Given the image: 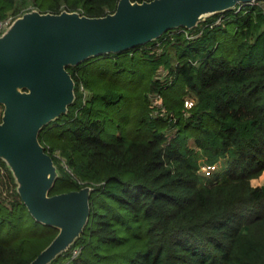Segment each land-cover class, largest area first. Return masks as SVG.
I'll list each match as a JSON object with an SVG mask.
<instances>
[{
	"label": "trees",
	"instance_id": "1",
	"mask_svg": "<svg viewBox=\"0 0 264 264\" xmlns=\"http://www.w3.org/2000/svg\"><path fill=\"white\" fill-rule=\"evenodd\" d=\"M27 2L0 0V20ZM117 2L32 0L89 16ZM66 67L75 99L38 137L58 170L50 194L89 185L91 211L48 264H264V185L251 184L264 171L259 1ZM16 186L0 158V264H29L58 233Z\"/></svg>",
	"mask_w": 264,
	"mask_h": 264
},
{
	"label": "water",
	"instance_id": "2",
	"mask_svg": "<svg viewBox=\"0 0 264 264\" xmlns=\"http://www.w3.org/2000/svg\"><path fill=\"white\" fill-rule=\"evenodd\" d=\"M251 0H118L113 12L89 16L33 8L0 34V158L31 215L58 233L29 264H48L84 229L92 187L50 194L58 176L39 140L75 99L67 65L147 43L177 27L193 28L212 14Z\"/></svg>",
	"mask_w": 264,
	"mask_h": 264
},
{
	"label": "rangeland",
	"instance_id": "3",
	"mask_svg": "<svg viewBox=\"0 0 264 264\" xmlns=\"http://www.w3.org/2000/svg\"><path fill=\"white\" fill-rule=\"evenodd\" d=\"M257 1H259L260 4L262 5V7L264 8V0H257ZM237 5L238 6L239 5L241 6V5H244V4L239 3ZM27 7H28V9L26 11H29V10H31L33 8H36L33 5L32 0H28L26 6H24V8H27ZM237 10H238V8H237ZM26 11H24V12H26ZM7 19L13 21L14 18L13 17H8ZM158 51H161L160 50V47L158 48ZM186 98L188 99V105H190L193 99H190L189 97H186ZM155 102H157L158 104H160L162 101H161V99L158 98V101H155ZM3 109H4V106L2 104H0V121H1V116H2V113H3ZM222 167H223V163L219 162L216 165H214L213 169H215V170L216 169H219L220 170V169H222ZM251 184L252 185H264V171L258 177L252 178L251 179ZM2 189H3V193H5V194H8L9 193L8 190H7V188L5 186Z\"/></svg>",
	"mask_w": 264,
	"mask_h": 264
},
{
	"label": "built area",
	"instance_id": "4",
	"mask_svg": "<svg viewBox=\"0 0 264 264\" xmlns=\"http://www.w3.org/2000/svg\"><path fill=\"white\" fill-rule=\"evenodd\" d=\"M257 0H251L249 2H242L241 4H247V3H254ZM12 20L4 19L0 20V34H2L6 28L11 24ZM155 101H158V98L155 99ZM158 106L162 105V102L158 104L155 102ZM186 104L188 105V100H186ZM213 166H208V165H202L200 171L204 172L205 174H210V172L213 170Z\"/></svg>",
	"mask_w": 264,
	"mask_h": 264
}]
</instances>
